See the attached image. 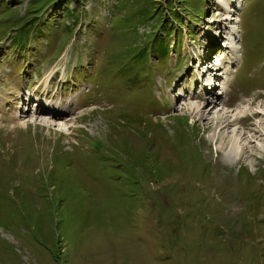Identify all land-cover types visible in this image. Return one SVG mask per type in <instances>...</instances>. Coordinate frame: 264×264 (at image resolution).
I'll list each match as a JSON object with an SVG mask.
<instances>
[{
    "label": "rangeland",
    "instance_id": "rangeland-1",
    "mask_svg": "<svg viewBox=\"0 0 264 264\" xmlns=\"http://www.w3.org/2000/svg\"><path fill=\"white\" fill-rule=\"evenodd\" d=\"M32 1L0 0L2 108L73 111H0V264H264V152L229 163L182 107L207 55L221 106L264 103V0Z\"/></svg>",
    "mask_w": 264,
    "mask_h": 264
},
{
    "label": "bare ground",
    "instance_id": "bare-ground-1",
    "mask_svg": "<svg viewBox=\"0 0 264 264\" xmlns=\"http://www.w3.org/2000/svg\"><path fill=\"white\" fill-rule=\"evenodd\" d=\"M217 4L221 6V8L228 10V6L225 0H219ZM230 5L232 6L233 4L231 3ZM227 19L228 17H226V20ZM204 54L205 53L202 52V55ZM211 62L212 57L210 55H207L206 57L201 56L199 69L201 76L204 74V70L206 68L204 63L210 64ZM219 76L223 77V75ZM55 77L56 75L53 77V79ZM208 84L211 86L213 85L212 82ZM224 84V81H222L221 83L217 81V85L214 84V86H223ZM216 91L217 89L215 91H206L205 89H203L202 91L195 90V92L191 94L189 100L183 102L182 104L183 112L185 114L184 117L192 118L197 122H204L205 125H203V127H205V130H213V134H211L209 139L212 142H216L217 149L223 153V157L229 163L237 160L246 161V159L261 158L262 153L264 152V103H260L258 107L254 109L252 108V105H254V103L253 101H251L248 102L247 106L243 107L242 109L230 110L225 106H221L220 97H213V94ZM33 95L38 96V92H35ZM31 97L32 96H30L27 100H24L23 97L17 99L19 100V103H21V105H17L15 108L19 114L21 113V115H17L15 111L9 113V109L3 110V105L0 102V111H2L5 115H10L12 120V127L26 129L34 127V125L35 127H37L40 123L38 122V120L42 122L40 123V125L42 124L48 127L52 126L50 125L51 120L55 122V125L57 124V122L68 123L67 116L73 111V105L70 103V101L66 102L63 105L60 104L59 107L57 106L58 109L56 111L52 110L54 109V107H52L51 109L49 108L50 111L45 110L46 107L45 105H43V103L35 102L37 106L36 114L39 116H37L36 120H34V118L31 120L23 119V114L27 113L25 112L26 106H24V101L29 102V99H31L30 102H32L35 97ZM182 99L186 100V96H179L177 98V101H180ZM0 100L4 101L2 97L0 98ZM21 100L23 102H20ZM217 107H219L218 112L213 114V111ZM20 109L23 110L21 111ZM28 109L30 110V106ZM47 116L50 120H46ZM3 118L4 115L0 116V119H2L4 122ZM165 118L167 119L168 117ZM77 121L78 119L74 120L72 123L71 121H69V123L72 127H74V124L77 123ZM206 121L208 122L206 123ZM243 121L249 122L246 131L239 126ZM194 125L197 126V124L195 123ZM215 187L216 184L211 180V188L214 189Z\"/></svg>",
    "mask_w": 264,
    "mask_h": 264
},
{
    "label": "trees",
    "instance_id": "trees-1",
    "mask_svg": "<svg viewBox=\"0 0 264 264\" xmlns=\"http://www.w3.org/2000/svg\"><path fill=\"white\" fill-rule=\"evenodd\" d=\"M37 0H33L32 2H31V7H29L28 9H31V11H30V13H29V15H30V18L32 17V19H39L40 18V15H41V11H42V9L44 8V6H45V4H44V2H47L48 0H43V2H42V9L38 12V9H37V5L36 4H38V2H36ZM72 0H69L68 2H67V4L68 3H70ZM183 1V3H185V0H182ZM187 12H188V10H186ZM67 13H68V15H69V10H67ZM171 13V12H170ZM173 15H176V13H174ZM190 15V14H189ZM39 17V18H38ZM176 17V19H179L177 16H175ZM21 18H23V16L21 17ZM36 27V25L35 24H31L29 27H28V29H27V27H24V25L23 26H21V30H22V32H24L25 31V33H26V37H28V40H29V35H30V33L34 30V28ZM20 30V31H21ZM17 40L16 41H14V43L18 46V47H20L21 45H22V38L21 37H18V38H16ZM167 44H168V41L166 40V39H164V40H159L157 37H155V38H153V41H152V44H150V48L153 50L154 48H155V52H156V54H157V56H158V59H161V61H166L167 60V53H168V48H167ZM152 52H150V54H151ZM147 54V46H146V48H144V50H143V52H142V54L138 57V58H134V62H138V63H140V61H142L143 59H144V55H146ZM124 73H126V74H132L131 72H125V70H124ZM132 78H134V76H133V74L132 75H130Z\"/></svg>",
    "mask_w": 264,
    "mask_h": 264
}]
</instances>
